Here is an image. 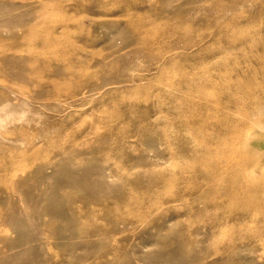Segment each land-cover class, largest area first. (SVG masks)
Segmentation results:
<instances>
[{"label":"rangeland","instance_id":"374dc122","mask_svg":"<svg viewBox=\"0 0 264 264\" xmlns=\"http://www.w3.org/2000/svg\"><path fill=\"white\" fill-rule=\"evenodd\" d=\"M0 264H264V0H0Z\"/></svg>","mask_w":264,"mask_h":264},{"label":"bare ground","instance_id":"6f19581e","mask_svg":"<svg viewBox=\"0 0 264 264\" xmlns=\"http://www.w3.org/2000/svg\"><path fill=\"white\" fill-rule=\"evenodd\" d=\"M123 9H124V8H123ZM126 27H127V26H126ZM56 37H57V38H56ZM98 37H99V36H98ZM108 37H110V36H108ZM135 37H136V36H135ZM93 38H95V37H93ZM57 40H58V36H54V40L52 39V41H53L54 43L57 42ZM80 40H81V39H80ZM126 40H127V39H126ZM81 41H82V40H81ZM87 42H88V41H87ZM87 42H86V43H87ZM89 42H90V40H89ZM96 45L98 46V44H96ZM113 45H114V43H113ZM99 46H100V45H99ZM109 49H110V47H109ZM76 55H77V53H76ZM79 59H80V57H79ZM116 59H117V58H116ZM116 59H115V60H116ZM117 60H118V59H117ZM83 61H84V60H83ZM83 61H82V62H83ZM97 63H99V62H97ZM115 63H116V62H115ZM117 63H119V61H118ZM117 63H116V64H117ZM97 65H98V64H97ZM114 66H115V65H114ZM56 67H58L57 64H56ZM56 67H55V68H56ZM112 68H113V66H112ZM58 70H59V69H58ZM71 70H73V69H71ZM69 71H70V70H69ZM47 72H48V71H47ZM39 73H40V72H39ZM39 73H38V74H39ZM61 73H62V72H61ZM40 74H41V73H40ZM40 74H39V75H40ZM58 74H59V73H58ZM76 74H77V73H76ZM76 74H75V75H76ZM97 74H98V73H97ZM62 75H63V74H62ZM106 76H107V75H106ZM112 85H113V84H112ZM97 87H98V86H97ZM105 87H106V85H105ZM3 88H4V87H3ZM5 88H6V87H5ZM35 88H36V87H35ZM91 88H92V87H91ZM6 89H7V88H6ZM35 90H36V89H35ZM96 90H97V88H96ZM37 91H39V90H37ZM34 92H35V91H34ZM39 92H40V91H39ZM36 93H37V92H36ZM30 99L32 100V98H30Z\"/></svg>","mask_w":264,"mask_h":264}]
</instances>
